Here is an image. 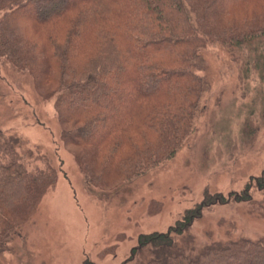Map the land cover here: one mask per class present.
Returning a JSON list of instances; mask_svg holds the SVG:
<instances>
[{
    "label": "trees",
    "instance_id": "trees-1",
    "mask_svg": "<svg viewBox=\"0 0 264 264\" xmlns=\"http://www.w3.org/2000/svg\"><path fill=\"white\" fill-rule=\"evenodd\" d=\"M259 39L264 0H0V63L54 100L90 191L116 189L172 159L210 89L203 49ZM57 180L46 156L0 129V256ZM232 201L264 208V172L241 192L206 193L166 232L140 235L120 264H264V236L198 246L193 223Z\"/></svg>",
    "mask_w": 264,
    "mask_h": 264
},
{
    "label": "rangeland",
    "instance_id": "rangeland-1",
    "mask_svg": "<svg viewBox=\"0 0 264 264\" xmlns=\"http://www.w3.org/2000/svg\"><path fill=\"white\" fill-rule=\"evenodd\" d=\"M32 13V11H29ZM210 89L194 132L176 155L116 189L85 185L74 147L61 138L54 100L29 74L0 63V129L46 156L58 180L0 264H120L142 234L166 232L206 193L241 192L264 172V39L202 51ZM251 193L262 200L255 188ZM264 206V205H263ZM198 246L264 236V208L232 201L203 210L192 225Z\"/></svg>",
    "mask_w": 264,
    "mask_h": 264
}]
</instances>
